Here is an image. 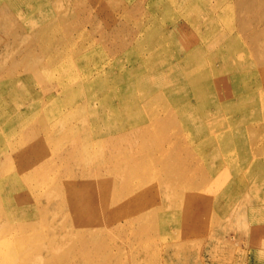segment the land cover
<instances>
[{"label":"rangeland","instance_id":"1","mask_svg":"<svg viewBox=\"0 0 264 264\" xmlns=\"http://www.w3.org/2000/svg\"><path fill=\"white\" fill-rule=\"evenodd\" d=\"M170 1L173 4L168 13L169 10H162L167 0H0V150L4 154L0 158V171L9 170V176L18 172L21 182L30 178V186L40 192L37 213L26 224L28 230L41 233L39 236L49 246L48 256L42 251L32 254L28 248L31 256L25 258L23 253L18 254L10 264L17 261L18 264H61L71 257L74 261L70 264H264V68L258 65L248 70L250 65L240 63L242 71L235 72L240 54L253 55L249 47L254 35L264 44L260 33L264 31V0H240L242 9L236 11L232 0H220V7L212 11L220 25L210 23L212 26L203 36L223 37V29L225 39L210 50L194 49L192 39L201 34L197 31L192 36L188 29L181 32V27L172 39L169 40L168 32L162 37L160 30L169 24V16L176 20L178 9L185 11L189 6L184 0ZM191 3L195 7L194 18L211 13L209 5H212L208 0H192ZM158 7L161 12L154 22L152 12ZM242 15L245 18L241 25L243 33L237 36L230 27L231 21ZM193 17L179 22H186L187 27L194 29ZM210 17L215 20L213 15ZM88 19L90 23H86ZM43 27L51 35L56 33L59 42L61 38H70L57 54L59 57H55L52 44L43 54L40 43L29 39L27 31ZM65 35L67 37H63ZM158 38H161L158 46L165 45L167 40L171 49L175 39L182 46L190 41L185 47L188 52L179 55L180 52L170 50L168 55L164 53L162 57L167 62L163 65L167 66L172 54H178L180 58L194 56L203 62L210 60L221 78L232 79L239 86L245 84L250 91H237L230 98L218 101L209 88L215 81L213 71L203 75L196 74L197 71L178 76L167 73L156 93L159 90L164 94L182 90L190 93L191 88L185 84L190 79L195 85L202 84V87L195 86L201 99L196 101L194 115L204 120L202 125L198 123L192 129L185 126L187 130H182L179 122L165 128L159 120V104L143 111L142 102L135 95L123 103L107 98L112 91L119 90L121 95L134 93V71L143 72L140 56H149L148 47ZM262 46L259 52L264 54ZM191 49L194 50L191 52ZM101 59L108 64L101 73L99 84L83 86L79 80L81 70L88 66L93 73L95 63ZM188 66L189 61L187 64L185 61L180 69L183 72ZM225 66L234 69V76L224 73ZM130 69L133 74H127ZM122 73H126V77ZM31 88L33 92L40 91L37 98L30 94ZM206 94L213 97L206 99ZM187 95L191 101V95ZM102 98L110 106L117 105L106 119L113 122L115 128L119 127V133L135 130L138 122L147 126L144 143H124L113 154L120 157L129 150L143 153L137 158L144 165L138 171L145 177L144 182L128 175L124 182L116 168L108 172L109 176L102 171L99 177L90 167L85 166L82 176L73 169L83 157V148L88 147L85 140L91 130L98 132L103 128L97 122L87 130L83 129L82 107L85 101L98 107ZM225 107L228 112L226 108L223 113ZM27 110L31 111L28 120L33 126L30 136L20 135L26 134L22 122ZM201 111L206 113L205 117ZM240 117H244L245 122L240 123ZM5 123L16 132L9 135ZM42 124L45 130L41 128ZM208 127L212 129L209 133ZM4 140H9L17 152L25 145L22 155L31 158L26 173L11 163V158L15 161L13 148L3 150ZM163 141L165 145L159 148ZM154 143L158 146H153ZM109 154L110 148L102 150L99 159L103 160ZM4 156L8 162H4ZM201 157L207 163L206 167L213 170L208 177L202 176L204 163ZM74 175L77 183L82 184L78 204L84 209L83 220L90 221L84 229L72 224L71 216L76 217L75 211L63 209L59 204L72 192ZM106 182L109 191L104 188ZM66 184L71 187L70 191L65 189ZM125 186L142 190L144 194L139 198L116 201ZM91 193H95V197L89 198ZM184 202L193 203V206L186 207ZM187 214L195 216L188 224ZM62 223L63 227L66 225L65 229H61ZM177 223L194 226V230L178 228ZM186 237L189 243L184 244ZM60 239L83 250L65 248L56 251L54 246ZM32 242L42 245L37 237Z\"/></svg>","mask_w":264,"mask_h":264},{"label":"bare ground","instance_id":"2","mask_svg":"<svg viewBox=\"0 0 264 264\" xmlns=\"http://www.w3.org/2000/svg\"><path fill=\"white\" fill-rule=\"evenodd\" d=\"M11 1L16 2L17 0H11ZM167 1H168L167 3L168 5L166 4L165 6H163L162 10H164V12H167L169 10L168 11L169 13L171 10L170 5H172L173 3H171L170 0H167ZM212 1H214L215 4ZM239 1L240 0H232L234 4L233 9L235 11L242 9V6H240ZM158 2L160 3V1ZM184 2L187 3L189 6L186 7L185 11H179L178 9V12H177L178 15L176 17V20L174 17L169 16V24L166 23L165 26L163 25V28L160 30V34H162V37L164 33L168 32L169 40H170L172 39V37H175L174 36L175 34L180 32L179 29L182 27L181 32L185 31V29H188L192 33V36H193V33L196 35V31L198 33H201L199 34V38L192 39L193 40L192 42L194 43L192 46L194 47V49L199 47L201 50L202 49L206 50V48L207 50L208 49L210 50L212 47L214 46L216 47L218 44H220V42H222V40L225 39L224 38L225 32L223 29H222L223 37L220 36L217 38H211V37H206L205 35L203 36L204 31L209 30V27L212 26L210 25V23L212 22L215 23L217 27L220 25V21L218 20V18L215 17L216 14L212 12V11H216V8L218 6L220 7V0H208V4L212 5L211 7L209 5V9L211 13H208L207 16H204V14H202L201 15L202 19H200L201 16L199 17L196 16V18L192 16V14L195 13V7L191 3L192 0H184ZM160 12H161L160 7L153 9V12H152L153 16L151 18L154 22L155 20H157V16H158L157 14H160ZM212 15H213V18H215L214 21L211 20L210 16ZM192 17L195 20L194 29L187 27L185 25L186 22L185 23L181 21L179 22L180 19L189 20ZM237 18H234L235 19L234 22L231 21L232 25L229 23L228 24L225 23V24L226 26L231 25L230 27L234 31V35L241 36V34L243 33V32L241 33V30H242L241 25L244 23L245 18L243 15L242 17H239L238 20ZM86 23H90V19H88ZM170 24H171V27L169 28ZM84 28H86V25L84 26ZM27 33H28L29 39L34 40V42L36 43H40L39 49L41 53L43 54H45V51L48 52L51 49V44H52L53 52L55 51V57H59L57 56V54L59 55L60 50L63 49L64 46L67 45V43L70 40L69 37L65 38L64 40L61 38L59 42L58 38H55L57 34L55 33L51 35V33L46 30V27H43L42 29H30L29 31H27ZM255 33L257 32L254 31V34ZM260 33L264 37V31ZM67 35L63 37H67ZM37 36H39V38H37ZM254 37L255 39L252 38L253 44L249 47V51L253 52V55H249L247 53L246 55L240 54L242 56L239 57V60L237 61V68L235 69V72L237 74H239V72L242 71L243 65L241 64H245V63H247L246 66L250 65L248 67V70L250 67L254 66L256 68L258 65L262 69L264 68V65H263L264 63L262 64V60L264 59V54L262 52H259L261 51L260 48H263L262 45L264 44H261V42L257 40V37H258L257 35H254ZM161 38L153 39L155 43L152 42L151 45H149L148 47L149 51L151 52L149 56H143V55L140 56L141 58L140 69H142L143 72L138 74L139 72L134 71V75H135L134 80L136 83L135 88H134V93L130 94L131 92L130 93L126 92V94L121 95V91L119 90L118 92L112 91L113 93H111L110 96H108L107 98H110L111 100H114L115 102L117 100V102L123 103L124 100L133 99V96L135 95V98L138 99L140 103L142 102L143 111L146 108L148 109L149 107L153 105L156 106L159 104L158 105V108H159L158 113L160 116L159 120L163 121V123L165 124L164 126L165 128L169 127V124L179 122V124H181V128H184L186 126L192 129V127H195V125L198 123L202 125L201 123H203V120H204L203 118L197 117V115H194V110H195L194 106L196 105V101L201 99V97H198L199 94L197 93L195 86L201 85L202 87V84L195 85L194 82L192 83V80L190 79L185 82V84H188L189 89L191 88L190 93L184 90L180 92H173L171 94H164L163 92L159 90V92L156 93L157 88H159V85L163 84V82L167 78V73L168 74L170 72L176 73V76H178L183 73H186L184 75H188L189 73H191V71H194V72L197 71L196 74L203 75L207 71L208 72L213 71V74L215 76V79H214L215 81L210 83L209 88L213 91L212 94L215 99H218V101L219 100L222 101L221 98L223 99L230 98V96L235 94V92L237 91H241V90L242 92L250 91L249 87L246 86L245 84H242L241 86H239L232 79L227 81L226 78L224 77L221 78L220 74L218 75V73L214 70L215 68L213 69V67L210 65L211 63L210 60L203 62V60L199 61V58L194 59V56H188L187 58H185L184 55L182 58H180L179 55H181L182 52L189 51L188 48H185L186 45H188V43L190 42L189 40L186 43H183V46H182L181 43H179L180 41L178 42L175 39V42H174L175 48L172 46V49H171L170 47L171 43L167 42V40H165V45L163 46L157 45L158 41ZM50 39L51 40L53 39V40L50 41ZM194 49H191V52ZM170 50H173L175 52H180V53L179 55L172 54L171 56L172 59L169 63H167V66L163 65L167 61H165L162 56L164 53H167L166 55H168ZM201 52L202 51H200L198 54L200 55ZM243 55L245 56L243 57ZM259 55L261 57H259ZM105 59L107 58L105 57ZM103 60L104 59H101L99 62L95 63L96 65L94 69L96 70H93L94 71L93 73H92V70L88 68V66L84 67L81 70L79 80H80V83L83 84V86L89 83L90 84L93 83L94 86H97L99 84L98 82H100L99 78L102 75L101 73L104 70V68H106L105 66L108 64V62H104ZM185 61H186V64H187V61H189V66L188 68H185V70L182 72V69H180L181 63ZM163 67H165V69L167 70L163 71L162 69ZM108 68H111V67H108ZM119 69H123V68L119 67ZM179 70L181 73L178 72ZM233 70L234 69L229 70L227 66L224 67L225 74L229 73V74H232V76H234ZM244 70H246V68ZM130 73L133 74L132 69H130L129 72L127 71V74H130ZM127 74L122 73L123 77H126ZM117 78L120 81V77H117ZM262 84L264 86V82ZM117 87H120V83L117 84ZM209 88L206 87L205 89H209ZM44 89H47V88H44ZM30 92H31L30 94L33 93L34 98H37L36 95H38L40 91L33 92V89L31 88ZM187 94L191 95V99H192L191 101H190V97L188 98ZM212 94L210 95L206 94V97L205 95L203 96L206 99H211L213 97ZM93 98H94V95H93ZM115 106L117 105H112V106L108 105L106 103L105 98H102L99 100L98 107L92 106L89 102L85 101V105L82 107V109H84V116L81 117L83 129L86 128L87 130V128H89L91 124H94L97 122L100 123V125L103 128L101 130H98V132L91 130L90 135L85 140L88 143V147L86 149L85 147L83 148V152H82L83 157L81 156L80 158L81 160H79L77 163H75V165H73V169L78 171L76 173L77 175L80 172V176H82L85 173L86 167H90L94 169L95 174H97L99 177L102 171H105L106 175L109 176L110 174H108V172L111 173L112 168H116V171L118 170V173H120L118 176L123 177L124 182H125V177H127V175L128 177L136 178L138 179V181L144 182L145 177L143 175L138 174V171L144 168V165L142 166L143 163L138 162V160H140V158H137L140 155V152L138 150H129L126 154H123V156H120V157H117L116 155H113V154L116 153V148H118L119 145H122L124 143H129V144H132V143L137 144L139 142L144 143L146 141V136H147L146 135L147 126H144V124L141 125V123L138 122L136 126H134L135 130L123 131L119 133L120 132L119 127L115 128L113 125V122L109 123L106 119V117L110 115L109 112L111 111L112 113L113 110L116 109ZM226 108L227 107H225V110L223 111V113H225ZM227 112H228V108H227ZM30 113L31 111L29 110L26 111L24 115L25 120L22 122V124L25 126L26 134L20 133V135H24V136L32 135L33 126L31 122H29L28 120ZM114 113H116V111ZM200 114L202 115V117H205L206 115V113L202 111L200 112ZM20 115H22V113H20ZM88 115H90V118L87 117ZM119 115L120 113L118 112L117 116ZM117 116L115 117V120H117ZM239 122L240 123L245 122V118L240 117ZM1 128L0 130H2ZM5 128L9 129V132H10L9 135H11V133L16 132L15 128L10 126L9 124L5 123ZM41 128L45 130V125L42 124ZM123 128H124V125H123ZM182 130H187V129L184 128ZM207 131L209 133V131L211 132L212 129L208 127ZM115 133H116V137H115ZM34 134L36 135L37 131H35ZM197 139L200 140L201 138H197ZM8 141L7 140L3 141V150H8V149L11 150L13 148L12 156H14L15 161H13L11 158V163H15L19 167L18 168L19 171H24L26 173V170H28L29 164L31 163V158L29 155H26V154L22 155V151L25 152V148H24L25 145L20 146L19 149H21V151L17 152L16 148L13 147V145L9 143ZM192 144L194 143L191 142V145ZM164 145H165V142L163 141L161 145H159V148H163ZM153 146H158V144L154 143ZM109 148H110L111 154L106 155L105 159L103 160L99 159V157L102 158V155H100L101 151L102 150L108 151ZM3 155H4L3 151L0 150V158ZM142 155L143 153H141L140 157ZM3 158H4V162H8L6 156H4ZM201 160L204 163L203 157H201ZM206 164L207 163H204V165H202V168H201L203 177H206V176L208 177L210 174H212V171H213L211 168L206 167ZM1 167H2V164L0 162V168ZM9 174H10L9 170L4 171L1 169L0 171V262L10 264L12 263L14 256L18 258V254H22V253H23L22 255L25 258L31 256L33 253H40L41 251L42 253L46 252L45 254L48 256L49 246L47 244L45 245L42 237L39 236L41 233L35 234L34 231L32 232L31 230H28L27 229L28 225L26 224V222L31 219L30 217L31 216L33 217L37 213L38 204H39V201L41 200L40 192L39 191L36 192V188L34 186H30V178L27 177L21 182L18 172H16L14 176H9ZM92 178L94 179V182H95L94 176ZM72 182H73V189H71L72 192L70 193L69 196H67V198H65L63 201H60L59 204L61 205V207H63V209L69 208L73 210V212L75 211L74 213L76 214V217L71 216L72 224L77 227L80 226V228L84 229L85 226H87L90 221H87L86 219L83 220V218H85L84 209H82V206L78 204L79 200H81V197H79L78 194L81 192L79 188H80V185L82 184L80 181L79 183H77V179L75 175L73 176ZM68 185L69 184H66L65 189L70 191L71 187L69 188ZM96 186H95V190H96ZM104 188H106L108 191L110 190V186L108 182H106V186ZM122 189L123 190L121 191V194L117 195L116 201H120L123 198H127V197L129 198L138 197L139 198V196H142L144 194L142 190H136V188L131 187V186H127V187L125 186L124 188L122 187ZM104 192H106V190H104ZM93 195L95 197V193H91L89 195V198L92 197ZM105 195L107 196L108 194H105ZM29 197H31V200H29ZM103 199H106V197H104ZM184 205L186 207H190V206L192 207L193 203H190L188 205L186 204V202H184ZM186 217H188V222L187 221H184V222H187V224L190 221L195 219L194 215L187 214ZM2 221L4 222L3 225H2ZM177 224L179 225L178 228L187 227L186 229L190 230L189 232H192L194 230L193 228L194 226L187 225V224L185 225V223H184L185 226L180 223H177ZM65 226L63 227V223H62L61 229H65ZM13 228H15L14 232H12ZM36 237L38 238V241L42 243V245L36 242H32V240H34V238ZM22 238H24V241L22 240ZM62 238L64 239L66 238V236H63ZM63 239H60L57 242V244L54 246L56 251H60L61 249L64 250L65 248H68L65 250H71V249H74V250L80 249V251L83 250L82 247L79 248L75 244L69 245L68 242L64 241ZM185 243H189L187 237H186V241H184V244ZM28 248L29 250H31L32 254L31 252H28ZM19 250H21L22 252L19 253ZM73 261H74V258L71 257V258H67L66 260H63V263L61 264H70V262L73 263ZM23 263H25V261H23ZM15 264H18V261Z\"/></svg>","mask_w":264,"mask_h":264}]
</instances>
